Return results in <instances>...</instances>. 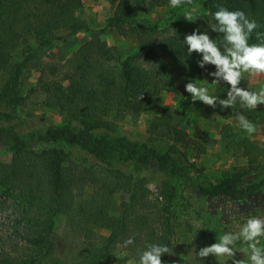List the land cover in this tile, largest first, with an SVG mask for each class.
<instances>
[{
    "label": "trees",
    "instance_id": "obj_1",
    "mask_svg": "<svg viewBox=\"0 0 264 264\" xmlns=\"http://www.w3.org/2000/svg\"><path fill=\"white\" fill-rule=\"evenodd\" d=\"M196 4L201 10L193 29L132 22L158 6L170 7L174 15ZM82 6V0H0V138L13 146L11 161L0 159V212L5 213L0 231H8L0 235V242L10 248L0 255V264H119L116 256L121 252L138 263L149 244L166 245L172 252V207L180 194L179 184L163 180L153 195L146 183L124 169L128 164L155 166L209 200L263 201L264 172L252 176L254 163L264 158V145L258 141L245 138L242 142L251 162L245 171L196 181L191 175L195 164L186 151L157 144L160 127L168 140L185 136L181 122L170 112L148 120L149 137L145 139L120 132L116 120L138 117L162 91H176L173 74L191 80L202 77L206 68L197 65L202 55L193 52L189 56L183 39L199 29L220 41L222 35L208 25L215 23L213 13L219 6L242 10L254 19L259 27L248 42L264 43V0H191L176 8L169 0H119L106 26L98 29L78 20ZM124 25L133 46L108 44L103 34ZM83 31L90 38L65 62H44L56 43L69 42ZM29 36L35 42L23 43ZM33 68H39L40 75L36 85L26 90L24 77ZM222 84L214 96L224 99L227 89ZM38 102L64 114V120L55 127L21 132L13 122L18 110ZM232 110L219 106L222 116ZM63 141L79 153L59 145L41 146ZM89 184L96 188L93 194L77 200L76 191ZM118 193L127 194L128 199L122 202L120 213L111 217L109 209ZM60 218H65L66 225L59 236L55 231ZM91 225L108 231L104 244L83 238ZM224 228L210 220L194 239L197 250L204 238L210 244L219 242ZM129 237L134 243L125 247L123 242ZM169 255H162L164 264L169 263ZM193 264L206 263L197 253ZM215 264L224 262L218 259Z\"/></svg>",
    "mask_w": 264,
    "mask_h": 264
},
{
    "label": "rangeland",
    "instance_id": "obj_2",
    "mask_svg": "<svg viewBox=\"0 0 264 264\" xmlns=\"http://www.w3.org/2000/svg\"><path fill=\"white\" fill-rule=\"evenodd\" d=\"M83 6L77 12L78 20L87 23L92 28H102L106 26L108 18L113 15L119 0H82ZM200 5L196 4L179 10L174 15L171 14V8L168 6H158L151 11L141 13L138 17L133 18L134 23L162 22L163 26H180L184 29H193L196 26L197 19L187 21L184 18L186 13L191 12L193 18L200 15ZM90 38L86 32L78 33L75 38L69 42L60 41L56 43L44 56V62H65L85 41ZM103 38L110 45H118L124 48L133 46V40L127 34L126 25L121 30L108 29ZM34 43V36L26 37L23 41ZM213 65H208L202 77L198 80H191L181 74H173V81L176 91H162L161 94L151 101L150 109L140 114L138 117L127 115L118 118L121 126L120 132L129 135L134 139H145L149 137L148 120L160 115L164 111L172 114L174 119L181 122L182 130L185 136L177 141L168 140L164 137V128L160 127L156 131L158 137L157 144L164 147L165 144L176 146L181 151H186L191 162L195 164L192 168L191 175L199 180L211 179L225 176L230 173L243 172L250 167L248 156L244 155V146L242 144L245 138L258 141L259 145H264V109L259 105L255 109H241L236 107L227 116H222L219 106L215 108L204 105L200 101L192 102L190 95L185 91V84L194 82L197 86L207 87L209 95L214 96L219 83L213 81L209 75L214 71ZM40 75L39 68H33L26 72L24 77L25 89L29 90L36 85ZM0 77V84L3 82ZM222 85L228 89L230 86L224 82ZM68 84V82L66 83ZM240 87L247 88L250 91L259 92L264 89V74L243 73ZM39 100V99H38ZM8 109V108H4ZM236 111H241L254 125L255 132L246 133L238 126L235 118ZM64 120V114L54 108L45 107L41 104H32L23 106L18 110V117L13 121L21 132L34 129L44 130L48 127H55ZM63 146L72 153H79L67 143L55 142L52 144H42ZM82 157L89 159L84 152ZM13 146L7 140L0 138V159L9 162L12 159ZM81 159V158H80ZM253 168V177L256 178L264 172V158H259ZM128 172H132L137 180H142L147 184L153 195L157 194L163 180L179 184L180 194L175 199L172 207L173 222L175 223L174 242L175 249L169 255L168 264H193L198 250L194 245V239L201 230H204L207 224L216 222L222 225L226 231L239 233L242 226L250 218L264 219V195L260 196L261 203L242 205L239 202H229L225 200H209L204 198L195 191L192 186L179 183L176 179L161 174L155 166L146 168H137L133 165L124 167ZM259 172V173H258ZM96 188L89 184L76 191L77 200L85 199L93 194ZM128 199L125 193L116 194L112 200L109 215L115 217L120 213L122 202ZM5 220V213L0 212V221ZM66 225L65 218L58 220L55 234L63 235ZM223 232V233H225ZM8 231H0V235H6ZM109 233L105 228L96 225L89 226L83 232V238L104 244ZM257 247L264 248V236L258 238ZM20 242H24L21 241ZM210 245V241L204 238L202 247ZM237 249L247 248L248 244L242 240L237 241ZM9 245L0 242V255L3 251L9 250ZM145 251V250H143ZM232 264L231 259L227 257L208 256L204 258V263L215 264L217 260ZM235 259L241 260L242 264H251L249 255L237 252ZM116 260L119 264H138L126 253L117 254Z\"/></svg>",
    "mask_w": 264,
    "mask_h": 264
},
{
    "label": "clouds",
    "instance_id": "obj_3",
    "mask_svg": "<svg viewBox=\"0 0 264 264\" xmlns=\"http://www.w3.org/2000/svg\"><path fill=\"white\" fill-rule=\"evenodd\" d=\"M191 3V0H169L171 7L176 8L183 3ZM187 21H194L191 12L186 13ZM215 23L208 24L210 29L222 35L220 41L210 37L207 31L199 29L187 34L183 41L187 46V54L193 52L202 55L197 61L198 67L205 69L206 65H213L215 70L209 75L216 83L224 82L230 87L224 99L209 95L207 87L197 86L194 82L185 84V91L190 95L192 102L200 101L204 105L215 108L217 104L221 108L235 109L237 103L241 109H255L264 105V89L259 92L250 91L240 87L243 73L264 74V43L249 44L252 34L259 27L254 19H249L242 10H229L219 6L213 13ZM260 38V34H257ZM235 118L238 126L248 134L255 132V125L242 114L236 111ZM264 236V219L250 218L242 226L239 233L226 231L220 237L219 242L201 247L198 256L201 259L208 256L217 258L227 257L232 264H242L241 260L235 259L236 253L249 255L251 264H264V248L257 247L259 237ZM242 240L248 244L247 248L237 249V241ZM127 247L134 243V238L129 237L124 242ZM165 253H171L166 245L149 244L139 256L138 264H164L161 257Z\"/></svg>",
    "mask_w": 264,
    "mask_h": 264
},
{
    "label": "flooded vegetation",
    "instance_id": "obj_4",
    "mask_svg": "<svg viewBox=\"0 0 264 264\" xmlns=\"http://www.w3.org/2000/svg\"><path fill=\"white\" fill-rule=\"evenodd\" d=\"M240 204H242V205H248V202L247 201H243ZM254 204H255V202L252 205H254Z\"/></svg>",
    "mask_w": 264,
    "mask_h": 264
}]
</instances>
